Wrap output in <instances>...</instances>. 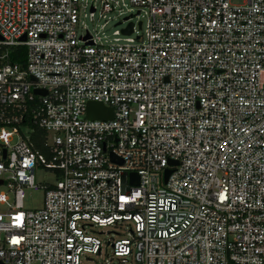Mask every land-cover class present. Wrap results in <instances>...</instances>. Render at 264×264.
<instances>
[{"label":"built area","instance_id":"1","mask_svg":"<svg viewBox=\"0 0 264 264\" xmlns=\"http://www.w3.org/2000/svg\"><path fill=\"white\" fill-rule=\"evenodd\" d=\"M96 1L0 0V264H264V0Z\"/></svg>","mask_w":264,"mask_h":264},{"label":"rangeland","instance_id":"2","mask_svg":"<svg viewBox=\"0 0 264 264\" xmlns=\"http://www.w3.org/2000/svg\"><path fill=\"white\" fill-rule=\"evenodd\" d=\"M119 4L116 7H120L121 12L118 13V9L116 8L112 12H107L104 17H102L100 14V3L99 1H96L97 3V8L95 10L94 16L92 18H89L88 16V8H85V11H87V16L85 17V25H82L83 27H88L89 29L93 28H98L99 30H103L105 33L111 34V32L115 29L118 31L121 30L129 21V19L123 18L125 15H128L130 12L133 10L128 9L129 4H123L122 1H128V0H118ZM88 3H91V0H89ZM81 11V16H82ZM109 15V16H108ZM140 17H137L135 15L132 16L131 20L137 21V19ZM106 20V22H105ZM120 21V22H119ZM105 22V24L101 27V23ZM80 29V26L79 28ZM139 30V28L137 27ZM121 35V34H120ZM36 179L37 180H49V181H54L55 180V174L51 169H45L43 167H38L35 172ZM3 186L0 185V189H2ZM42 197H43V191L41 189H32V188H26L25 192V197H24V206L26 208H35L38 207L42 204ZM114 230L118 231L119 233H109V234H104L103 237H108L112 236L117 237L119 235H124L128 231V221H120L118 224H116L113 227ZM108 254H110L111 248H107ZM102 257L107 259L105 255V251L102 253Z\"/></svg>","mask_w":264,"mask_h":264},{"label":"water","instance_id":"3","mask_svg":"<svg viewBox=\"0 0 264 264\" xmlns=\"http://www.w3.org/2000/svg\"><path fill=\"white\" fill-rule=\"evenodd\" d=\"M123 31L127 33L131 31V22L128 27L123 28ZM35 91H39V89H35ZM85 116L90 118H111L113 116V109L111 106L104 105L99 100H89L87 102ZM169 171V169H166L165 176H167ZM130 176L134 181H138V175L135 171H131Z\"/></svg>","mask_w":264,"mask_h":264},{"label":"trees","instance_id":"4","mask_svg":"<svg viewBox=\"0 0 264 264\" xmlns=\"http://www.w3.org/2000/svg\"><path fill=\"white\" fill-rule=\"evenodd\" d=\"M21 50H22V54L20 53V55L18 56H16V55H12L11 56V59L12 60H23V47L21 48Z\"/></svg>","mask_w":264,"mask_h":264}]
</instances>
